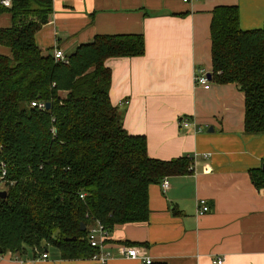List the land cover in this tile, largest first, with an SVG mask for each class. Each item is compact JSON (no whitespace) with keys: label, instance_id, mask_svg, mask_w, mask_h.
<instances>
[{"label":"trees","instance_id":"1","mask_svg":"<svg viewBox=\"0 0 264 264\" xmlns=\"http://www.w3.org/2000/svg\"><path fill=\"white\" fill-rule=\"evenodd\" d=\"M12 26L0 30V252L60 251L62 260L96 254L89 227L149 220V188L193 173V159L160 161L148 155L145 136L131 135L110 99L113 58L145 55L143 35H98L55 61L36 44L53 0H11L0 5ZM212 73L220 85L245 95L246 135H264V25L244 31L237 6L212 11ZM33 103L50 104L41 110ZM264 189V170H251ZM1 192V191H0ZM82 225L86 230L82 231Z\"/></svg>","mask_w":264,"mask_h":264},{"label":"crops","instance_id":"2","mask_svg":"<svg viewBox=\"0 0 264 264\" xmlns=\"http://www.w3.org/2000/svg\"><path fill=\"white\" fill-rule=\"evenodd\" d=\"M218 6H237L244 31L264 25V0H53L49 22L36 34L43 53L66 57L98 35H143L144 56L106 62L111 102L125 130L147 138L150 158L193 159L191 175L164 179L167 189L164 180L149 188L148 222L114 228L106 264H145L127 257L132 247L151 264H264V189L250 178L264 165V135L245 134V95L237 85L195 84L200 70L209 79L213 70L210 26ZM11 26V15L0 14V30ZM0 54L11 52L0 45ZM200 200L211 208L204 216ZM0 264L100 263L62 260L47 246L0 253Z\"/></svg>","mask_w":264,"mask_h":264},{"label":"built area","instance_id":"3","mask_svg":"<svg viewBox=\"0 0 264 264\" xmlns=\"http://www.w3.org/2000/svg\"><path fill=\"white\" fill-rule=\"evenodd\" d=\"M189 1H196V0H184V2H189ZM1 5L9 8L11 6V0L1 1ZM53 57L55 61L68 63V57L64 56L60 50H55L53 53ZM195 84L207 90L210 89L211 87V81L209 79V76L203 70H200L198 74L195 76ZM33 106L38 107L41 110L46 109L45 104L37 105L36 103H33ZM180 124L185 128L189 127L190 125L187 121H182ZM168 186L169 183L167 182V180H164V182L162 183L163 189H167ZM210 212H211V208L208 205L207 201L200 200L198 202V215L204 216ZM87 239L90 246L96 249V254L92 257L91 260L98 261L100 264H106L111 258V254L109 253V250H107V246L109 244V239H110V232L107 231L101 223L95 222L94 225H92L89 229ZM126 252H127V257L131 259H141L145 262V264H151V260L145 257H141L137 248H133V247L129 248L127 249ZM47 257H48L47 254L42 255V259H47ZM222 263L223 260L219 259L217 261V264H222Z\"/></svg>","mask_w":264,"mask_h":264},{"label":"water","instance_id":"4","mask_svg":"<svg viewBox=\"0 0 264 264\" xmlns=\"http://www.w3.org/2000/svg\"><path fill=\"white\" fill-rule=\"evenodd\" d=\"M50 108V104H47L46 105V109H49ZM212 130V129H211ZM263 170H264V165H263ZM7 196V193L6 192H0V197H2V198H5ZM82 231H85L86 230V227H85V225H82ZM1 253V252H0Z\"/></svg>","mask_w":264,"mask_h":264},{"label":"rangeland","instance_id":"5","mask_svg":"<svg viewBox=\"0 0 264 264\" xmlns=\"http://www.w3.org/2000/svg\"><path fill=\"white\" fill-rule=\"evenodd\" d=\"M0 191H1V192H4V191L2 190V187H0ZM89 229H90V227H89ZM110 234H111V233H110ZM91 259H92V258H91Z\"/></svg>","mask_w":264,"mask_h":264}]
</instances>
